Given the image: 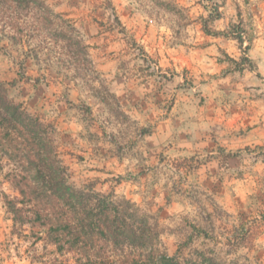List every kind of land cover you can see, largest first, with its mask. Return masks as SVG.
I'll use <instances>...</instances> for the list:
<instances>
[{"label": "clouds", "instance_id": "obj_1", "mask_svg": "<svg viewBox=\"0 0 264 264\" xmlns=\"http://www.w3.org/2000/svg\"><path fill=\"white\" fill-rule=\"evenodd\" d=\"M0 264H264V0H0Z\"/></svg>", "mask_w": 264, "mask_h": 264}]
</instances>
